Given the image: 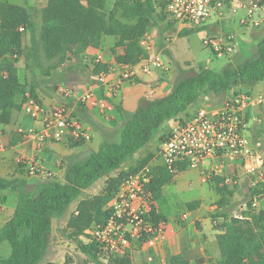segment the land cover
<instances>
[{"label":"crops","instance_id":"0c3cea01","mask_svg":"<svg viewBox=\"0 0 264 264\" xmlns=\"http://www.w3.org/2000/svg\"><path fill=\"white\" fill-rule=\"evenodd\" d=\"M0 1L25 7L35 22L36 36L40 37L45 26L43 9L48 0ZM74 3L87 6V0H74ZM112 6L113 4L106 7L105 4L104 11L108 13ZM244 13V8L231 13L226 6L221 15L213 16L200 27L191 28L192 31H188L190 30L188 27L170 19L167 15L157 20V23L151 24L150 28L156 31V44L168 69H155L151 73L141 72L133 80L122 82L113 95L99 87L92 78L96 66H105L104 63L117 60L126 52L125 46L116 45L117 38L113 34L103 35L98 46L87 45L81 51L72 48L73 51H67L62 60H59V56L48 57L42 46L38 52V66L32 65L31 60L21 56L15 63L19 81L33 85L36 97L47 108L65 104L71 115L81 120L89 138L82 139L78 143L68 138L46 140L36 147L32 141L22 137L19 128L28 126L39 128L40 123L26 115L21 107L12 109L8 121H0V177L16 183L18 191H22L25 195H34L38 186L49 180L63 183L66 170L73 162L97 151L104 141L112 138L124 121L139 107L142 100L168 93L176 78L184 70L211 68L222 71L229 65L241 63L243 53L239 45L241 43L256 45L264 35V23L249 29H245L246 27L240 24L239 20ZM258 14L264 16V0L261 2ZM215 31H217L215 34L221 37L226 34L233 35L235 56L226 63L218 62L210 50L202 44L203 36ZM29 40L30 35L26 32L23 45H28ZM99 54L102 55L103 63L96 65L94 59ZM237 59L238 62L235 61ZM69 86L76 92L65 96L62 89ZM232 87V90L247 93L254 98L263 97L261 102H250L243 107L246 123L243 133L248 139V145L255 147V151L263 159L257 161V173L254 178L257 185L260 184L264 188V80L249 86L234 84ZM87 89H93L96 100H105V106L80 101L77 92ZM226 96V93L214 98L201 96L180 116L190 115L200 108L218 109ZM22 99L21 95H17L14 100L20 103ZM194 103H198L197 107ZM171 123L172 119L164 121L154 135L153 140L159 144L158 151L160 138ZM256 142H260V145ZM88 150L91 151L85 154ZM155 160L161 165L158 152ZM32 163L39 166L38 173H30L29 166ZM103 179L104 186L97 194H100L105 187L106 177ZM247 179L242 160L233 159L226 154L208 157L197 166L186 165L178 170L172 175L171 180L162 186L159 197L155 199L156 212L168 222V226L176 229V233L170 235L158 250L143 247L136 250L133 246L128 252L132 264L147 263L149 253L153 256V262H149L152 264L165 263V257L170 259L175 255H182L189 264H218L219 250L216 235L222 232L219 226L223 223L224 215H221V212L228 214L231 209H236L243 219H252L254 215L264 211V189L250 196L251 187ZM95 183L82 190L74 200L75 206L70 216L76 214V207L81 199L97 195L83 197L85 193H89L88 189ZM191 202H197V205L193 208L187 207ZM243 202L248 204L246 209L239 207ZM16 204L17 192L9 188L0 189V228L12 216ZM178 211H187L188 218L185 221L177 219ZM214 219H218V224L213 223ZM10 252L9 242H2L0 259L7 258Z\"/></svg>","mask_w":264,"mask_h":264},{"label":"trees","instance_id":"16d2710c","mask_svg":"<svg viewBox=\"0 0 264 264\" xmlns=\"http://www.w3.org/2000/svg\"><path fill=\"white\" fill-rule=\"evenodd\" d=\"M105 4L106 0H87V6L77 5L74 0H48L43 9L45 26L38 37L35 22L25 7L0 1V121L7 122L10 111L21 107L23 99L17 103L15 96L23 97L28 88L36 97L33 85L19 81L15 63L24 56L26 60H31L32 65L38 66V52L42 46L48 57L59 56L62 60L67 51H73L72 48L81 51L87 45L98 46L103 35L113 34L117 38L116 45L126 48L124 56L117 60L137 62L144 55L138 40L146 26L163 19L165 13L157 11L150 1L115 0L108 13L104 11ZM26 32L30 40L24 46ZM103 67L98 65L94 71ZM261 80H264V35L256 43L254 55L241 63L229 65L222 71L211 68L184 70L168 93L142 100L120 126L118 140H106L97 151L73 162L66 170L63 183L49 180L40 184L34 195H25L18 191L16 183L0 177V189L9 188L17 192L15 210L0 228V244L8 241L11 247L10 255L0 259V264H37L43 257L53 218L62 216L82 190L106 177L100 194L78 202L77 212L68 219L66 229L69 237L77 239L85 234L87 228L104 222L111 212L108 203L114 191L127 174L146 163V156L151 154L140 158L139 152L153 140L164 121L181 117L202 93L221 95L234 84L249 86ZM162 140L163 135L160 142ZM185 166V163H180L178 170ZM172 175L162 165L153 169L147 188L155 199ZM263 189L260 184L255 185L249 194L254 196ZM196 205L197 202H191L187 207ZM221 215L226 219L219 226L222 232L216 235L219 250L217 263L264 264V211L252 219H228L225 212ZM150 218L158 220L162 216L152 211ZM78 246L89 259L97 260L94 241H78ZM113 264H132L130 254L127 252L115 257ZM169 264L189 262L182 255H175L169 259Z\"/></svg>","mask_w":264,"mask_h":264},{"label":"built area","instance_id":"2783aa9c","mask_svg":"<svg viewBox=\"0 0 264 264\" xmlns=\"http://www.w3.org/2000/svg\"><path fill=\"white\" fill-rule=\"evenodd\" d=\"M150 1L157 11H163L170 19L188 28L203 25L213 16L221 15L228 6L231 13L244 8L245 13L239 22L243 27H257L264 23V16L258 11L262 0H139ZM22 29V27H20ZM153 28H146L138 40L144 55L137 62L112 60L104 63V68L93 72L96 84L111 95L115 94L124 81L133 80L139 73H151L155 69L167 70L161 51L156 44ZM202 44L210 50L215 58L229 61L234 54L235 45L232 34L221 37L206 33ZM95 63H103L102 55L94 59ZM233 88V87H232ZM229 91V90H228ZM62 92L70 96L76 92L73 87H64ZM225 103L218 109L200 108L184 117H175L163 134L160 142L158 158L162 166L171 173L178 171V165L185 163L194 167L208 157L229 155L233 159H241L250 187L257 185L254 175L257 173V161L263 160L248 145L244 135L245 120L243 107L250 102H261L262 96L256 98L249 94L230 90ZM78 99L84 103H95L105 106V100H96L93 89L77 92ZM22 111L32 120L40 123V127L28 126L19 128L25 140H30L39 147L46 140L89 138L79 118L71 115L65 104L47 108L29 90H26L22 101ZM260 145V142H256ZM39 166L32 163L30 173H38ZM153 167L141 165L136 171L127 174L114 191L108 206L111 210L104 222L95 224L85 230L84 242L94 241L97 245V260L101 264H113L114 258L124 255L136 244L143 248L158 250L170 235L176 233L174 227L168 226L164 219H152L150 213L156 211V200L147 184L152 178ZM254 205V204H252ZM241 208H247L243 202ZM177 219L185 221L187 211H178ZM227 218H242L241 213L231 209ZM223 218V222L225 221ZM213 223L218 224V219ZM152 254L147 260H152ZM164 261V260H163ZM169 259H165V263Z\"/></svg>","mask_w":264,"mask_h":264},{"label":"rangeland","instance_id":"374dc122","mask_svg":"<svg viewBox=\"0 0 264 264\" xmlns=\"http://www.w3.org/2000/svg\"><path fill=\"white\" fill-rule=\"evenodd\" d=\"M113 2H114V0H107L106 7H110L113 4ZM165 16H166V14H165ZM134 21L135 20H128V22H134ZM151 26L152 25L149 24L146 27H151ZM245 29H249V28H245ZM145 30H146V28H145ZM216 32L217 31L211 32V34H215ZM216 35H219V34H216ZM239 46L241 47V51L243 53V55H242L243 59L242 60H244L247 57H252L254 55L255 44H253L251 46V45H248L245 43L244 44L241 43ZM232 56L234 57L235 54H233ZM217 60H218V62H223V63L227 62V59H225V58H217ZM238 60L239 59H237L235 61L238 62ZM232 86L230 88H228L229 91L232 89ZM228 90L225 91L221 95H215L213 93H209V94L202 93L201 96H209V97L214 98V97L222 96L225 93L227 95L229 92ZM227 97H228V95L226 96V98ZM222 103L224 104L225 100ZM197 105H198V103H194V106L197 107ZM118 138H119V131L116 134H114L112 136V138H108V139L111 141H116V140H118ZM158 146H159V144H158V142L156 143V140H151L144 147V149H142L139 152L140 158H144L146 156V154H148V153L151 154V156H146V163L145 164L151 165L153 167V169L159 165V164H157L158 161L156 162V160H155V156L158 152ZM90 151L91 150L86 151L85 154H87ZM103 180H104L103 178L98 180L92 188L88 189L89 193H85L83 195V197L84 196L88 197V196H92L94 194L99 193L104 186ZM74 206H75V201H73L69 205L66 212L62 216H55L53 218L51 234L48 237L43 257L40 259V261L37 264H101L98 260H95V261L91 260L84 253L81 252V250L78 246V241L84 242V240H85L84 234L79 236L77 239H75L74 237L68 236V231H67L65 226H66V222L68 220V217L72 213ZM134 247H135L134 249H136V250L141 249L140 245L135 244ZM164 259L168 260L167 257H165ZM149 262H153V261L147 260V263H144V264H152ZM135 264H139V263H135ZM162 264H168V261L166 263H162Z\"/></svg>","mask_w":264,"mask_h":264}]
</instances>
